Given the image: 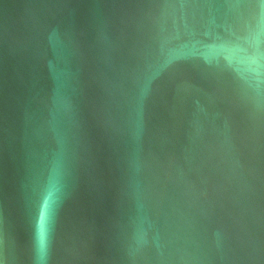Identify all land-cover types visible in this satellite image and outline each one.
<instances>
[{"label": "water", "instance_id": "95a60500", "mask_svg": "<svg viewBox=\"0 0 264 264\" xmlns=\"http://www.w3.org/2000/svg\"><path fill=\"white\" fill-rule=\"evenodd\" d=\"M0 264H264V0H0Z\"/></svg>", "mask_w": 264, "mask_h": 264}]
</instances>
